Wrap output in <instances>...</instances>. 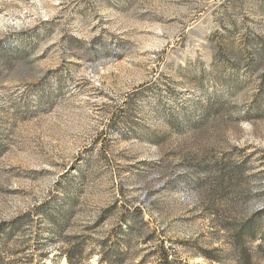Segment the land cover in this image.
<instances>
[{
  "label": "rangeland",
  "instance_id": "rangeland-1",
  "mask_svg": "<svg viewBox=\"0 0 264 264\" xmlns=\"http://www.w3.org/2000/svg\"><path fill=\"white\" fill-rule=\"evenodd\" d=\"M264 264V0H0V264Z\"/></svg>",
  "mask_w": 264,
  "mask_h": 264
},
{
  "label": "trees",
  "instance_id": "trees-1",
  "mask_svg": "<svg viewBox=\"0 0 264 264\" xmlns=\"http://www.w3.org/2000/svg\"><path fill=\"white\" fill-rule=\"evenodd\" d=\"M69 264H73L70 258H67Z\"/></svg>",
  "mask_w": 264,
  "mask_h": 264
}]
</instances>
